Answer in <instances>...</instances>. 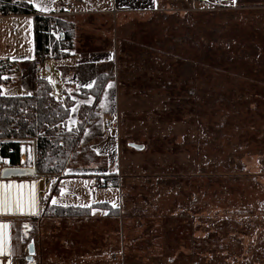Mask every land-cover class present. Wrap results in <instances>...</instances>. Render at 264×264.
I'll return each instance as SVG.
<instances>
[{
  "label": "rangeland",
  "instance_id": "374dc122",
  "mask_svg": "<svg viewBox=\"0 0 264 264\" xmlns=\"http://www.w3.org/2000/svg\"><path fill=\"white\" fill-rule=\"evenodd\" d=\"M34 2L47 12L57 4ZM87 2L111 13L57 16L76 19L75 56L117 53L109 88L120 96L119 126L108 128L107 114L106 140L91 146L123 175L122 196L108 199L118 213L58 218L43 204L18 232L14 264H29L32 242L36 264H264V0ZM18 23L0 22L1 67L15 76L27 64L8 58L33 46ZM64 66L63 85L53 65L45 74L57 99L77 89Z\"/></svg>",
  "mask_w": 264,
  "mask_h": 264
},
{
  "label": "trees",
  "instance_id": "16d2710c",
  "mask_svg": "<svg viewBox=\"0 0 264 264\" xmlns=\"http://www.w3.org/2000/svg\"><path fill=\"white\" fill-rule=\"evenodd\" d=\"M25 14L34 16V55L44 51L55 62L73 57L76 50L74 22L53 13L40 15L33 4L26 0H0V16ZM56 31L60 34L59 39L55 36ZM3 62L0 60V162H7L9 167L21 166V150L24 144L33 142L36 152L34 164L39 177L59 179L52 190L54 194L60 191L59 183L65 178H96L103 180L104 186L118 187V173L86 175L88 165L100 163L99 168H105L106 160L101 159L91 145L82 141L87 129L101 120L104 93L110 83L115 81L113 64L96 68V80L91 88L78 87L73 92L64 88V99H57L52 93L53 86L46 77L38 80L35 92L30 95L2 94L16 74L3 73ZM24 63L27 64V61ZM62 79L66 77L61 74L60 84L63 85ZM79 100L90 103L80 104L76 123L69 127L68 120ZM48 205L45 214L51 212V216L58 218L74 217L80 213L90 215L98 210L118 213V208L102 202L91 207ZM177 210H182V207ZM38 233L39 231H35V234ZM198 233L203 232L198 229ZM27 237L28 235L25 236Z\"/></svg>",
  "mask_w": 264,
  "mask_h": 264
},
{
  "label": "crops",
  "instance_id": "0c3cea01",
  "mask_svg": "<svg viewBox=\"0 0 264 264\" xmlns=\"http://www.w3.org/2000/svg\"><path fill=\"white\" fill-rule=\"evenodd\" d=\"M27 2L33 4L34 8L40 15H51L57 14L58 12V4L60 0H57V4L55 10L47 12L43 11V7L36 5L34 0H26ZM75 2L76 6L73 10V14L75 16H86L95 14H107L111 13L109 9H104L101 11H92V7L88 4L87 0H72ZM82 6V7H81ZM81 8V9H80ZM118 11V10H117ZM116 11V12H117ZM13 19L20 21L18 23L20 25V31L26 32L27 30L32 32L33 38V46L32 51L26 54H17L14 57L10 56L8 61H14L18 63H23L27 61V66L22 69L19 75H14L12 78L16 81L13 88H4L3 94L5 95H30L34 90H36L37 86V78L45 77L46 72L50 71L51 65L55 67L56 73V83L60 85V72L59 66H66V63L69 64L70 68V76L69 78L74 77L76 82L74 83L76 88H91L94 85V81L97 70L96 68L102 66L103 64H113L114 73H118V64H117V53L113 54V57L108 58L107 53H90L91 56L84 57L81 55H77L78 53H74V56L64 60L62 62H53V60L48 64L47 70L44 72H39L35 68V46H34V16L32 15H20V16H0V22L4 20ZM71 20V19H70ZM73 20V19H72ZM76 23V19L72 21ZM76 25V39H75V47L76 50L81 49L80 42L78 40V28ZM26 28V30H25ZM27 33V32H26ZM28 34V33H27ZM34 47V50H33ZM80 48V49H79ZM1 49V48H0ZM75 50V51H76ZM109 52V51H108ZM3 54L0 52V60H4V57H1ZM6 58V57H5ZM81 73V74H80ZM84 73V74H83ZM111 84V83H110ZM53 86V85H52ZM110 86V85H109ZM107 88L104 93L102 99V115L101 120L87 129L85 135L83 136V143L92 145L96 143L99 139H105L106 129L103 124V120L108 119L107 114L110 115V120L116 118L117 114L115 112V107L117 106V102L119 103V93L114 92V89ZM54 90V89H53ZM109 102V103H108ZM87 103L84 101H80L73 107L72 114L69 118V127L76 123L77 110L80 107V104ZM109 104L110 107L106 105ZM104 114V118L102 116ZM110 120L107 122L110 124ZM112 128V127H108ZM117 130V129H116ZM106 140V139H105ZM105 149V148H104ZM94 150L97 152H101V150H97L94 147ZM22 158H21V166L22 167H33L34 163V149H30L28 146H24L22 148ZM101 157L105 158L106 165L105 168H97V170H93L89 167L86 171V175L92 174H114L118 173L117 169L115 170L114 163L108 160L107 152H103ZM4 162V161H3ZM6 165L4 164V167ZM96 169V168H95ZM97 171V172H95ZM119 180H122L123 175H119ZM96 181H100L97 179L91 178H65L62 179L60 184V191L55 193L52 191L55 185L59 182V179L56 177H24V178H10V179H2L0 178V264H14V258L17 255L16 250L17 246H20V236H18V232L20 230H24L26 226H28V221L33 217H38L41 215L43 204H53L58 206H75L77 207H91L98 203H107L114 208H119L116 202H111L108 199L115 198V195L112 193L114 189L119 190L120 195L122 196V190L119 187H111V186H95L94 183ZM103 181V180H101ZM72 187L71 192V201L68 202L65 197V191ZM104 190L103 195L98 194L97 191ZM109 191L111 192L109 194ZM90 193V194H89ZM55 201V203H53ZM24 228V229H23ZM28 231V230H27ZM24 232V231H23ZM22 232V233H23ZM21 233V232H20ZM23 237V236H22ZM24 241V238L22 242ZM25 242V241H24Z\"/></svg>",
  "mask_w": 264,
  "mask_h": 264
},
{
  "label": "built area",
  "instance_id": "2783aa9c",
  "mask_svg": "<svg viewBox=\"0 0 264 264\" xmlns=\"http://www.w3.org/2000/svg\"><path fill=\"white\" fill-rule=\"evenodd\" d=\"M76 4L72 0H60L58 4V12L56 15H71L73 14V10L75 8ZM52 61V58L50 55H48L46 52L42 51L35 57V68L39 72H44L47 70L48 64ZM118 121L119 118L116 116L115 119H113L112 123L108 124V127H115L118 128ZM4 169L3 163L0 162V178L2 177V171ZM94 185L97 186H102L101 181H96Z\"/></svg>",
  "mask_w": 264,
  "mask_h": 264
},
{
  "label": "water",
  "instance_id": "95a60500",
  "mask_svg": "<svg viewBox=\"0 0 264 264\" xmlns=\"http://www.w3.org/2000/svg\"><path fill=\"white\" fill-rule=\"evenodd\" d=\"M130 146L136 150H143L144 146L142 145H137L134 143H131ZM36 162V152H35V146H34V163ZM33 163V164H34ZM34 176H39L36 170L35 164L33 167H5L2 171V179H10V178H24V177H34ZM29 232L31 229H28ZM36 253V248L34 245V242L30 243L28 245V257H27V262L29 264H36L34 262V255Z\"/></svg>",
  "mask_w": 264,
  "mask_h": 264
},
{
  "label": "snow or ice",
  "instance_id": "6c2138e0",
  "mask_svg": "<svg viewBox=\"0 0 264 264\" xmlns=\"http://www.w3.org/2000/svg\"><path fill=\"white\" fill-rule=\"evenodd\" d=\"M53 203H55V201H53Z\"/></svg>",
  "mask_w": 264,
  "mask_h": 264
}]
</instances>
